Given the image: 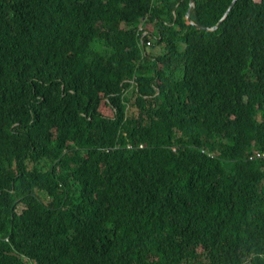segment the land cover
I'll return each instance as SVG.
<instances>
[{"label":"trees","instance_id":"obj_1","mask_svg":"<svg viewBox=\"0 0 264 264\" xmlns=\"http://www.w3.org/2000/svg\"><path fill=\"white\" fill-rule=\"evenodd\" d=\"M189 8L0 0V264H264V0Z\"/></svg>","mask_w":264,"mask_h":264},{"label":"water","instance_id":"obj_2","mask_svg":"<svg viewBox=\"0 0 264 264\" xmlns=\"http://www.w3.org/2000/svg\"><path fill=\"white\" fill-rule=\"evenodd\" d=\"M237 0H234L231 4V6L229 7L228 11L226 12L225 16L223 17V19L214 27L212 28H205V27H201V26H198L197 24H195L190 15H191V11L192 9L195 7L196 5V0H190V8H189V11H188V14H187V20H188V23L195 26L198 30H203V31H206V32H214V31H217L219 29V27L221 26V24L223 23V21L225 20V18L228 16V14L230 13V11L232 10V8L234 7V5L236 4Z\"/></svg>","mask_w":264,"mask_h":264}]
</instances>
